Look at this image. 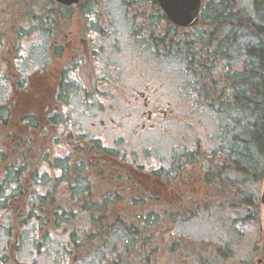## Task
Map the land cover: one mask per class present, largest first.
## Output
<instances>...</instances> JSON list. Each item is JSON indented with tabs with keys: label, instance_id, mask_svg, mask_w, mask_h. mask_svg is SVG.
<instances>
[{
	"label": "flooded vegetation",
	"instance_id": "1",
	"mask_svg": "<svg viewBox=\"0 0 264 264\" xmlns=\"http://www.w3.org/2000/svg\"><path fill=\"white\" fill-rule=\"evenodd\" d=\"M83 2L0 0V201L7 221L13 205H83L87 199L72 192L80 188L85 195L84 184L94 180L106 188L100 197H110L106 203L117 202L112 197L130 189L134 174L147 183L157 181L159 193L167 194L165 176L161 181L151 176L159 162L146 158V164L138 165L139 156L128 144L142 140L147 131L163 130L175 116L174 108L145 75L130 72L129 80L120 74L121 60L113 59L119 41L106 26L68 21V13L81 10ZM160 10L162 45L169 19ZM82 12L91 20L83 7ZM92 16L97 23L96 9ZM134 32L143 45H150L149 33ZM37 51L43 60H37ZM85 115L91 119L83 124ZM117 138L124 143L120 150L114 145ZM28 208L22 223L37 220L38 215L33 220L27 215ZM57 215H50L53 221ZM4 227L0 239L7 240V247L15 233Z\"/></svg>",
	"mask_w": 264,
	"mask_h": 264
},
{
	"label": "trees",
	"instance_id": "2",
	"mask_svg": "<svg viewBox=\"0 0 264 264\" xmlns=\"http://www.w3.org/2000/svg\"><path fill=\"white\" fill-rule=\"evenodd\" d=\"M146 1L148 3L133 6V16L141 15L137 16L142 31L137 26V30L134 29L149 33V46L159 56L183 59L190 95L219 121L218 140L209 149L198 144L193 151L181 152L177 155L178 164L173 159L177 177L176 181L166 178L170 187L166 195L147 185V178L134 174V180L130 181V219H117L108 227L109 231L103 224L107 222L103 211L110 197H105L101 204L86 201L73 210L63 211L62 218L61 212L56 210L53 214L58 217L54 221L51 218L52 226L66 223L65 218L77 223L80 215H85L84 221L88 219L91 227V235L85 234L86 239L103 240L112 230H122L126 235L124 247H128L123 252L130 257V263L123 264H210L213 257H225L226 249L223 250L225 247L220 246L219 241L194 240L181 235L168 240L161 237L167 223L174 224L199 214V209L192 211L191 207L197 196L182 190L183 186L192 185L195 177L194 170H189L195 169L191 165H197L195 170L201 179L213 182V190H227L228 204L236 212L244 209L240 218L253 221L258 215L260 202L255 187L264 178V0H250L251 11L240 0H203L198 20L191 28L174 27L168 20L162 45L159 36L162 11L156 0ZM199 25L203 28L188 34ZM198 41L200 45L196 47ZM191 57H196L195 62L192 63ZM183 168L187 171L183 172ZM8 170L7 175H10L12 170ZM164 171L159 166L151 176L161 181ZM196 181L198 183V177ZM89 189V184H84L83 190ZM76 191L81 192V189ZM112 199L119 202L124 197L117 194ZM2 206L0 201V208ZM28 209L27 215H38L36 221L41 225L44 218L40 210ZM162 251L166 253L165 258ZM113 256L116 252L111 253ZM262 256L264 264V250ZM121 263L116 261V264Z\"/></svg>",
	"mask_w": 264,
	"mask_h": 264
},
{
	"label": "rangeland",
	"instance_id": "3",
	"mask_svg": "<svg viewBox=\"0 0 264 264\" xmlns=\"http://www.w3.org/2000/svg\"><path fill=\"white\" fill-rule=\"evenodd\" d=\"M136 1L84 0L81 10L70 11L67 17L69 22L77 24V26L88 24L92 27L95 24L98 27V24H101L112 31L119 41V45L115 47L117 49L113 53V59L121 60L120 74L129 80L130 72L145 75L150 79L152 86L156 88L157 94L162 96L166 102H170L171 107L174 108L175 116L172 117V120L164 123L163 130L147 131L142 140L130 142L128 147L134 156H139L138 165L146 164V158L152 160V164L156 159L159 161V166L165 170V179L171 178L176 181L177 172L174 173L175 168L172 167V164L173 162L179 163L180 157L177 155L181 152L195 150L198 144L208 149L213 147L218 140L219 121L215 115L208 111V108L200 106L195 98L190 95L189 77L183 59L178 56H159L149 45H143L133 35L135 33L134 28L137 30L136 26L138 30L142 31V25H139L141 22L137 16L141 17V15L136 13V16H133V6L135 3H148L146 0ZM240 1L251 11L250 0ZM82 7L89 13L91 20L84 17ZM93 9H96L97 23L92 20L94 18L92 16ZM200 28L203 26L199 25L197 29L189 30L188 34H194ZM199 45L200 42L198 41L196 47ZM36 57L37 60L44 59L43 53L39 51L36 52ZM195 58L191 57L192 63L195 62ZM67 75L70 78L73 76L72 74ZM90 119V116L85 115L81 121L86 124ZM114 145L118 150L124 147V143L119 138L115 140ZM1 155L3 152H0ZM38 155L36 154V157ZM191 166L196 169L197 165ZM185 168H183V172L187 171ZM195 169H189L194 170L195 174V177L192 178V185L183 186L182 190L193 192L197 196L191 207L192 211L199 209V214L174 224L167 223L161 239L168 240L176 235H181L194 240L219 241L220 246L223 244L225 247L223 250L226 249L225 257H213L210 264H262L258 262V258L263 257L264 250L263 205L260 202L264 178L255 187L260 202L258 215L253 221L243 220L240 218V213L244 214V209L236 212V209L228 204L229 201L225 197L227 190L219 192L213 190V182L204 181L203 177L201 179ZM187 174V172L184 173V176ZM94 183L88 182L90 189L85 195L78 191L72 193L82 199L84 196L86 201L91 203H104L100 202L103 201L100 197L106 188L100 187L99 180H94ZM147 185L153 186L156 191H159V183L154 185L153 180H150ZM169 188L167 186L166 193ZM38 193L44 194V190L38 189ZM130 194L132 192L130 193V189H127L126 192L118 195L124 198L126 195L129 198ZM104 204L107 208L103 211V215L107 222H103V224L108 231V227L117 219H130V201L122 200ZM47 205L49 204L43 203L35 207L36 211L40 210V215L44 218L41 219V225L33 220L32 215H30L32 222H21L22 217L25 216L26 208H28L24 205H13L10 208L14 215L12 214L9 221L3 217L5 214L2 209L3 206L0 208V224L3 226L0 229V238H4V226L12 227L9 230L15 233L13 238L18 237V240L12 238V243L10 242L7 247H5L7 240L0 239V262L5 260L8 264H116V261L117 263L122 262L121 264L130 263V257L127 258L128 254L123 252L125 249L128 250V247H124L126 235L122 230H112L111 234L106 235L107 238L103 240L100 238L86 239L85 234L91 235L88 219L84 221L85 219L82 220L79 217L77 223H73L72 220L65 218L66 223L56 226H52L53 223L50 219V215H53L56 210L61 212L60 217L62 218L63 211L73 210L77 205H81V202L54 208ZM127 211L129 214L126 213ZM4 219L6 221H3ZM80 226L82 228L79 229ZM171 231L174 234H171ZM63 247L69 248L72 252H69V255L64 254ZM164 251L161 253L163 258L166 257ZM112 252H116V256L111 257ZM14 257L16 260H13Z\"/></svg>",
	"mask_w": 264,
	"mask_h": 264
},
{
	"label": "water",
	"instance_id": "4",
	"mask_svg": "<svg viewBox=\"0 0 264 264\" xmlns=\"http://www.w3.org/2000/svg\"><path fill=\"white\" fill-rule=\"evenodd\" d=\"M65 4H75L80 0H57ZM159 7L164 11L169 20L173 23L189 27L198 20L199 9L202 0H156ZM260 201L263 205V222H264V187L260 195ZM261 259H258L260 262Z\"/></svg>",
	"mask_w": 264,
	"mask_h": 264
},
{
	"label": "bare ground",
	"instance_id": "5",
	"mask_svg": "<svg viewBox=\"0 0 264 264\" xmlns=\"http://www.w3.org/2000/svg\"><path fill=\"white\" fill-rule=\"evenodd\" d=\"M249 10V9H248ZM194 26V25H193Z\"/></svg>",
	"mask_w": 264,
	"mask_h": 264
}]
</instances>
